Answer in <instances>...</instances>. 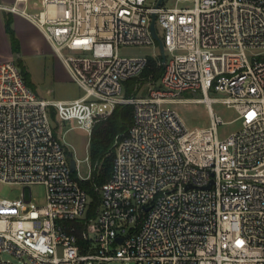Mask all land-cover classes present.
Listing matches in <instances>:
<instances>
[{"label":"built area","instance_id":"2783aa9c","mask_svg":"<svg viewBox=\"0 0 264 264\" xmlns=\"http://www.w3.org/2000/svg\"><path fill=\"white\" fill-rule=\"evenodd\" d=\"M158 1L0 3L43 33L83 91L72 101L39 98L14 60H0V182L23 187L21 197H0V264H14L4 253L16 264H264V0ZM151 45L153 57L118 55ZM150 58L160 79L125 96ZM189 91L202 94L209 127L189 131L165 107ZM213 102L234 109L237 131L219 137ZM123 105L133 121L116 137L112 174L87 218L79 182L91 177L90 157L87 176L78 161L71 171L51 110L89 133ZM34 184L45 187L43 204L32 201Z\"/></svg>","mask_w":264,"mask_h":264},{"label":"rangeland","instance_id":"374dc122","mask_svg":"<svg viewBox=\"0 0 264 264\" xmlns=\"http://www.w3.org/2000/svg\"><path fill=\"white\" fill-rule=\"evenodd\" d=\"M14 0H0V3L12 4ZM158 0H147L149 5L155 4ZM166 7L184 6L182 2L176 0H164ZM31 11V9H28ZM10 20V28L19 42V52L13 53L10 38L5 30L6 20ZM159 36L163 37V30L156 26ZM157 53L155 45L151 46H121L118 55L124 58L153 57ZM67 56L66 52H63ZM14 60L19 62L30 74L29 88L39 97L50 100H74L83 95L82 89L72 80L67 68L62 60L55 54L53 47L45 38L43 33L28 20L0 10V60ZM141 80V79H140ZM138 87V85H137ZM136 87V88H137ZM146 85H141L139 93L144 92ZM211 98L220 96L210 92ZM181 101L166 104L165 107L178 113L187 130L202 129L210 126L211 118L208 114L206 104L197 102L202 98L200 92H185L181 96ZM212 111L222 119L223 124H219L217 132L219 137H224L240 128L241 122L236 120L237 114L232 108L213 102ZM104 120V119H103ZM52 126L56 129L64 145L66 153L77 162L76 173L80 176L89 174V163L85 158L89 157V140L94 126L88 133L84 129L75 126L74 122L65 124L59 123L55 116L51 119ZM96 124V123H95ZM94 124V125H95ZM32 201L38 205L45 201V187L41 184L30 186ZM22 186L8 185L0 182V197L15 199L21 197ZM1 259L5 262L18 263L19 258L4 253Z\"/></svg>","mask_w":264,"mask_h":264},{"label":"trees","instance_id":"16d2710c","mask_svg":"<svg viewBox=\"0 0 264 264\" xmlns=\"http://www.w3.org/2000/svg\"><path fill=\"white\" fill-rule=\"evenodd\" d=\"M5 30L10 38L13 53L19 52V42L10 28V20H6ZM25 84L29 86L30 74L19 62L18 65ZM163 73L162 66L156 59L150 58L149 62L137 79L125 82V96L130 97L141 85L151 81H158ZM141 79V80H140ZM138 85V87H137ZM137 87V88H136ZM54 112L51 110V117ZM133 121V106L123 105L115 108L110 116L97 122L90 134L89 157L93 167L91 177L88 180L80 181V186L87 193L90 202L87 218L93 217L98 206L100 196L98 188L103 187L109 180L114 159L116 155L115 141L118 135L125 134ZM68 155V154H67ZM68 157H72L68 155Z\"/></svg>","mask_w":264,"mask_h":264},{"label":"water","instance_id":"95a60500","mask_svg":"<svg viewBox=\"0 0 264 264\" xmlns=\"http://www.w3.org/2000/svg\"><path fill=\"white\" fill-rule=\"evenodd\" d=\"M162 2V0L158 1V5ZM150 32L153 36V38L156 40V42L158 43L159 46V50H160V55L162 60L164 61L165 59V53H164V47H163V42L161 40V38L158 36L157 31H156V27H155V15H152V21H151V25H150ZM70 169L72 172H75L76 170V160L74 158H71L70 161ZM118 242H121V239H118Z\"/></svg>","mask_w":264,"mask_h":264},{"label":"crops","instance_id":"0c3cea01","mask_svg":"<svg viewBox=\"0 0 264 264\" xmlns=\"http://www.w3.org/2000/svg\"><path fill=\"white\" fill-rule=\"evenodd\" d=\"M64 101H72L71 99H63Z\"/></svg>","mask_w":264,"mask_h":264},{"label":"bare ground","instance_id":"6f19581e","mask_svg":"<svg viewBox=\"0 0 264 264\" xmlns=\"http://www.w3.org/2000/svg\"><path fill=\"white\" fill-rule=\"evenodd\" d=\"M197 102H202V101L198 100Z\"/></svg>","mask_w":264,"mask_h":264}]
</instances>
